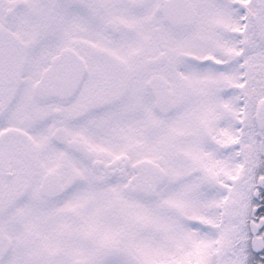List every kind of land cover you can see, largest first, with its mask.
<instances>
[{
	"label": "snow or ice",
	"instance_id": "1",
	"mask_svg": "<svg viewBox=\"0 0 264 264\" xmlns=\"http://www.w3.org/2000/svg\"><path fill=\"white\" fill-rule=\"evenodd\" d=\"M0 264H264V0H0Z\"/></svg>",
	"mask_w": 264,
	"mask_h": 264
}]
</instances>
